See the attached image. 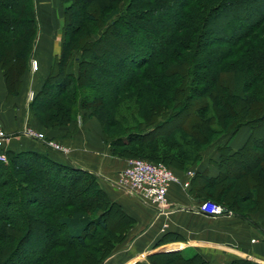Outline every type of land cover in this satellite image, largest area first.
<instances>
[{"label": "trees", "instance_id": "trees-1", "mask_svg": "<svg viewBox=\"0 0 264 264\" xmlns=\"http://www.w3.org/2000/svg\"><path fill=\"white\" fill-rule=\"evenodd\" d=\"M58 1L59 48L27 105L35 121L53 128L78 112L81 122L94 117L112 155L161 162L174 173L187 171L218 136L246 126L240 148L219 147L216 176L202 179V200L242 219L262 211L264 0ZM230 9L259 14L247 23L229 21L224 36L209 35L210 19ZM36 25L33 0H0L8 95L18 93ZM3 153L0 264H100L125 238L133 219L93 174L44 153ZM177 239L164 233L153 246ZM132 264L212 263L187 246Z\"/></svg>", "mask_w": 264, "mask_h": 264}, {"label": "crops", "instance_id": "crops-1", "mask_svg": "<svg viewBox=\"0 0 264 264\" xmlns=\"http://www.w3.org/2000/svg\"><path fill=\"white\" fill-rule=\"evenodd\" d=\"M49 1L53 4L33 0L37 28L29 62L35 56L39 63L37 65L36 61L35 71L29 64L20 76L17 94H7L0 69V125L7 134L3 151L44 153L50 159L90 172L108 198L133 219L125 238L115 244L110 255L100 264H132L145 261L148 254L176 251L184 246L199 252L212 264L236 257L249 259L252 264H264V207L245 219L233 214L210 217L197 209L203 195V177L212 178L217 174L219 147L225 144L230 152L240 148L249 133L246 126L232 135L218 136L202 149L199 159L188 166L191 174L176 169L178 181L171 183L166 192L167 210L158 213L154 207L114 186L112 182L116 172L123 167L125 158L110 153L94 117L81 122L78 112L74 121L53 128H44L35 121L27 105L47 72L51 56L59 48L61 6L58 0ZM25 125L66 146L67 152L62 154L42 141L25 136L22 131ZM169 232L180 236V239L153 246L161 235ZM252 238L254 242L250 241ZM168 244L175 246L166 249Z\"/></svg>", "mask_w": 264, "mask_h": 264}, {"label": "built area", "instance_id": "built-area-1", "mask_svg": "<svg viewBox=\"0 0 264 264\" xmlns=\"http://www.w3.org/2000/svg\"><path fill=\"white\" fill-rule=\"evenodd\" d=\"M31 66L35 67V60H31ZM23 134L31 139L42 141L47 147L62 154L67 152V147L61 143L46 138L43 132L35 130L30 126H23ZM7 138L6 132L0 125V160L4 161V143ZM186 174H191L190 170ZM178 181L176 174L171 168L161 162H151L139 157L125 158L124 165L116 172L115 180L112 182L120 191L137 197L144 203L152 206L158 213L167 210L168 203L166 192L171 183ZM199 212L210 217L231 215L232 212L224 206L210 200H201L197 206ZM264 240V233L262 235ZM254 242L255 239H250Z\"/></svg>", "mask_w": 264, "mask_h": 264}, {"label": "rangeland", "instance_id": "rangeland-1", "mask_svg": "<svg viewBox=\"0 0 264 264\" xmlns=\"http://www.w3.org/2000/svg\"><path fill=\"white\" fill-rule=\"evenodd\" d=\"M41 1V3H43V4H53V1H49V0H40ZM59 4H60V6L62 5L63 6V4L64 3H60V1H59ZM235 9H230L228 12L227 11H224V13L221 15V13H218V16H216L215 18H211L210 19V21H211V27L209 28V35H214V36H216V35H223L224 36V29L228 26V22L229 21H236V23H240V22H244V23H247L248 21H251V20H254V18H255V16L256 15H258L256 12H252L251 10H250V16L249 15H247V13L248 12H246V11H244L243 13H240V12H237V11H234ZM260 10H264V6H262L261 8H260ZM36 11L34 10V13H35ZM37 14L38 13H36V16H37ZM242 14V15H241ZM40 16H42L43 17V15L40 13ZM238 17V18H235V20H233L231 17ZM240 17V18H239ZM76 20H78L77 19V17H76ZM60 22V21H59ZM90 24L91 25H93L94 24V22L92 21V22H90ZM36 28H37V25H36ZM204 44L207 42V38L205 37L204 38ZM32 59H34V60H36L37 61V65H38V58H36L35 56L34 57H32V58H30V62H29V64H30V66H31V60ZM75 61L73 60V62L71 63V68H74L75 66ZM32 67V66H31ZM32 69H34V71H35V67H32ZM124 108V107H123ZM123 108H120L119 109V115H118V113H117V117L118 116H120L124 111H125V108L123 109ZM120 133V132H119ZM117 136V135H116ZM56 141V140H55ZM58 142V141H57ZM165 246V245H164ZM172 247V245H166V249H170ZM182 248H187L186 246H184V247H182ZM187 250V249H186ZM70 253H71V251H70ZM70 253H68V254H70ZM72 254H74V253H72ZM228 260V259H227ZM221 263V262H220Z\"/></svg>", "mask_w": 264, "mask_h": 264}, {"label": "bare ground", "instance_id": "bare-ground-1", "mask_svg": "<svg viewBox=\"0 0 264 264\" xmlns=\"http://www.w3.org/2000/svg\"><path fill=\"white\" fill-rule=\"evenodd\" d=\"M35 67H36V60H35Z\"/></svg>", "mask_w": 264, "mask_h": 264}]
</instances>
